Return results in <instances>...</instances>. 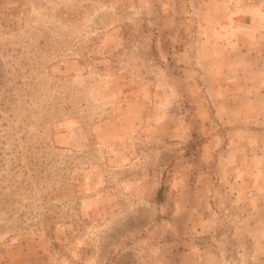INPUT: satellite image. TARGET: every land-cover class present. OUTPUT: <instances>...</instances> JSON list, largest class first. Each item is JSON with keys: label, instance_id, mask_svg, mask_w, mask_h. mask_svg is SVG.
Segmentation results:
<instances>
[{"label": "rangeland", "instance_id": "1", "mask_svg": "<svg viewBox=\"0 0 264 264\" xmlns=\"http://www.w3.org/2000/svg\"><path fill=\"white\" fill-rule=\"evenodd\" d=\"M0 264H264V0H0Z\"/></svg>", "mask_w": 264, "mask_h": 264}]
</instances>
